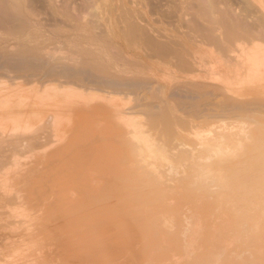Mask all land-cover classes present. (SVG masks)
Wrapping results in <instances>:
<instances>
[{
    "label": "bare ground",
    "instance_id": "obj_1",
    "mask_svg": "<svg viewBox=\"0 0 264 264\" xmlns=\"http://www.w3.org/2000/svg\"><path fill=\"white\" fill-rule=\"evenodd\" d=\"M213 1L200 2L201 9L197 7L199 1L196 3L198 9L194 11L195 17L201 18L206 25L198 24L199 28L196 27L193 16L190 20H181V25H185L186 30L165 31L164 42L151 40L145 36L147 32H143L145 31L144 27L140 25V28L133 20V17L137 18L135 11L134 14L128 10H126L127 12L124 10V13L120 11L118 21L115 22L118 23L108 26L106 34L101 32V34L95 35L92 32L94 36L88 33L87 37L82 36L86 37V39L83 38L85 42L93 47L81 49L77 53L80 55H76L80 57L77 60L70 57L71 55L53 58L54 53L51 54L53 57L48 54V58H45L44 53L42 55L40 52L44 50V47L35 43L36 40L33 41L34 43L32 42V37L36 35L29 36L28 34L30 20H34L30 19L32 14H28V16L24 12L25 9L23 10L26 3L23 5L19 0H0V208H5L2 213L1 209L0 218L11 219V223L12 219L18 220L15 214L18 216L21 211L18 214L15 209L11 208L14 205L18 207L25 198L59 197L60 203L56 205L69 207L67 206L69 205L67 195L80 191L81 197L86 200L78 207L80 212H86L89 218H94V213L89 210L101 206L103 208H98V211L114 209L111 221L122 219L125 214L118 210L121 207L117 204L118 200L124 201L123 197H128V192L136 190L144 192L146 195L147 193L155 195V202L157 199L162 200V198H158L159 195L157 196L162 191L160 189L162 182L159 183L158 174L160 171H156V168L164 167L162 170L164 173L170 169L181 168L186 175V178L182 177L184 182L189 180L188 183L193 187L189 188L187 183V187H184L190 191L186 192L187 189L184 193L182 191V196L178 195L181 197L175 199L174 202H183L182 205L190 207L192 204L188 203L193 202V199L211 196L213 198L208 200L209 203L205 202V204L200 200L204 204V208L205 205L210 209L217 207L219 210L213 209V212L209 210L212 213L216 211L214 214L216 216L217 213V218H221L220 222L224 221L230 226L228 229L231 233L228 229L224 231L226 227L223 228L224 230L221 228L220 230L218 229L221 224L219 222L220 224L214 229L217 228L220 232L217 229L216 231L209 229L215 235L212 236L213 233H211L209 238H217L219 233H223L226 236L224 237L222 234L221 238L219 236L220 239L231 236V240L234 241L233 237L246 236L245 238H247L248 235L254 236L260 232L264 234V89H261L264 88V44H262L263 46L258 45L264 42V22L261 20L264 18V5L260 3L261 1L255 0L259 2V6L257 3L255 6L259 8L257 11H259L260 18H263L260 21L258 17L254 23L253 19L252 22L250 20V14L254 18L255 14L257 16V11L254 15L248 12L249 10L244 15L231 12L230 8V11L225 10L226 8L224 11H217ZM253 3L255 4V2ZM247 7L250 9V6ZM133 8H135L134 5ZM28 13H32V11ZM37 19L40 20V18ZM199 21L201 20L199 19ZM37 22L36 20V24ZM45 23L42 22L43 25ZM93 24L95 26V23ZM39 26H35V29L40 28ZM97 26L99 27V25ZM262 26L263 28H261ZM147 27L149 29V26ZM48 29L52 31L51 28L48 27ZM56 31L55 29L54 33ZM87 32L91 33L90 30ZM151 34L152 32L148 35ZM58 35L60 36V32ZM113 35L120 41V44L122 42L123 49L135 59L126 62V64L123 62V67H117V70L116 68L113 70L111 67V60L114 62L115 60L111 55H108L109 50L107 52L109 36ZM10 36L12 39H9ZM38 36L35 39H39L40 36L39 38ZM161 38L163 39V37ZM28 39L30 40L28 41ZM72 40L74 41V39ZM113 40L116 39H111V42ZM46 42L48 41L46 40ZM114 43L116 42L114 41ZM10 45L13 46V50L7 49ZM112 53L115 58V51ZM111 69L114 72H111ZM145 71H151L155 76H164L162 79L164 92H159L161 98L152 95L155 93L149 92L152 99L155 98L156 104L153 101L149 102L152 100L149 99V93L147 94L148 98L145 97L147 95L144 96L145 100L149 99V101L146 103L142 100L144 97L141 92L146 88V82L139 80L146 74ZM148 86L147 90L149 91L148 88L151 87ZM253 86L261 89L260 92L255 91L254 94L256 95L257 92L262 97L247 98L251 91L247 93L244 87L254 88ZM154 87L157 88V85ZM241 87L244 90L239 91L238 89ZM152 89L150 90L152 91ZM252 93L250 95H253ZM160 102L162 104H159ZM136 115H142L143 119L140 117L142 120L136 119L137 121H135ZM98 122L104 123V125ZM93 126L99 127V130L95 129L98 132L95 133V136L93 135ZM89 174H95V176ZM36 190H40L39 194ZM22 192L25 194H21ZM79 198L76 197V201ZM153 199L152 197L151 200L154 202ZM124 202L126 203V201ZM159 204L161 205L163 202H159ZM200 206L198 207L200 208ZM204 208H201L202 211ZM69 209L71 208L69 207ZM145 209L146 207L144 211H146ZM201 209L195 214L199 216ZM209 210L208 212H210ZM186 212L190 211L185 209L184 212L181 211V214H184L185 219H191V215L194 213L186 214ZM80 214L83 215V213ZM205 215L207 216V214ZM206 216L201 215L204 218ZM18 218L21 220L22 216ZM186 221L189 220L186 219ZM213 221L215 222V220ZM10 222H6L7 226L0 229L12 228L10 226L14 222L12 225ZM197 222L199 223V220ZM19 223L22 224L24 221H19ZM221 225L219 227H223V224ZM17 227H20L19 224ZM174 229L176 230V227ZM188 229H186L187 232ZM255 229L257 234H254L256 233ZM18 230L15 232L17 233ZM196 232L194 231V233ZM205 232L207 233L208 230ZM216 232L218 234H215ZM209 234L207 235L209 236ZM9 235L0 234L1 245L7 242ZM16 236L17 239L20 237ZM184 237L186 239L188 235L185 236L184 233ZM256 238H259L258 235ZM262 238H259L257 242H261ZM182 239L184 238L182 237ZM210 240L212 241V239ZM214 241L212 244L215 242L220 244L222 240ZM226 242L228 243V240ZM230 242L228 246L231 245ZM250 242L253 245V241ZM24 245L26 244L24 243ZM221 245L223 243L219 246ZM259 246L261 247L260 244L257 247ZM252 247H255V243ZM9 249L12 248L9 247ZM20 249L22 251L23 248ZM165 249L167 248L165 247ZM245 250L247 249L240 252ZM165 251L163 250V252ZM228 251L226 252L228 253ZM12 252L14 253L15 249ZM98 252L103 253L102 251ZM0 253L2 255V252ZM101 253L100 255H102ZM230 254L229 257L236 255L230 256ZM247 254L249 255L250 252ZM11 255L13 256V254ZM17 256L19 264L20 254ZM224 256L222 254L223 258ZM255 256L258 259L257 254ZM8 257L5 259L7 260ZM193 257L191 256V258ZM253 257L251 260L254 261L255 257ZM225 258L223 259L224 263ZM241 258L242 261L243 257ZM244 258V261H247V263L244 262L245 264H254V262L248 261L249 257ZM260 258H264V254ZM5 259L2 261L4 262ZM231 260L232 258L230 262ZM2 261L0 260V262ZM201 261L203 262V260ZM260 261H264V259ZM232 263L238 264L234 261Z\"/></svg>",
    "mask_w": 264,
    "mask_h": 264
},
{
    "label": "rangeland",
    "instance_id": "obj_2",
    "mask_svg": "<svg viewBox=\"0 0 264 264\" xmlns=\"http://www.w3.org/2000/svg\"><path fill=\"white\" fill-rule=\"evenodd\" d=\"M19 1H21L22 4L26 3V5L23 4L24 5L23 10L25 9L24 12L26 13V15H28V14L33 15L34 14L33 17H32V15L30 16V19H33L34 21L30 20V27L28 29V34H29V36L36 35L35 37H37V35H39L40 38H39V36H38L39 39H37V38L35 39V37H32L33 39L31 37H29V38L32 39V42L33 41L35 42V40H36L35 43L44 47V50H42L40 52H41V54L44 53V55L43 54L42 55L44 57L46 56L45 58H48V54H50V56H52V57L54 55L53 58L59 57V56L63 57V56H70L71 55L70 57H74L75 59L79 60L80 57L76 56V55H80L77 53H79V51H81V49H87V48L93 47L92 45H89L84 40V39H86L88 34H91L92 36H94L93 33L95 35H99V33L101 34V32L106 34V28L108 26H111L113 24L116 25L118 23V22L117 23H115V22H116V20L118 21V15H119L120 11L124 13V10H125V12H127L126 10H128V12H132L133 14L136 12L138 19L133 17V20H134V22L136 21L135 23L138 24V26L140 28H141V26L144 27L145 31H143V32H145V33L147 32L146 34L144 33L145 36L149 37V39H151V40L155 39V40H158L160 42H164V32L167 30H176V29L185 31L186 30L185 25L184 26L181 25L182 24L181 20L187 21V20L192 19V16L195 17L194 11H197L196 9H198V8H196V3L199 1L198 2L199 4L197 3V5H198L197 7H199L201 9V7H200L201 3L200 2H203L206 0H33V1L32 0H30V1L29 0H19ZM245 1H242V0H215L213 2H215V5L217 7V11L218 10L224 11L225 8H226L225 10H229V8H230L231 12H235V13L238 12L239 14L242 13L241 15H244L245 13L247 14L248 12L253 13V15H254L255 12L257 10H259V8H258L259 2H257L258 0L257 1L247 0L246 3H245ZM259 1H261L260 3H263V5H264V0H259ZM32 2H33V4H32ZM249 2H250V4L254 5V8H253V5L251 6L249 4ZM253 2H255V4ZM27 3L28 4L30 3L31 7H28L30 5H28ZM256 3L258 6H255ZM133 5L135 8H133ZM229 5H230V7H228ZM246 5L250 6V9H248L249 7H247ZM34 6H35V8H34ZM241 6H242V9H241ZM130 7L133 9H131ZM227 7H228V9H227ZM255 7H256V10H255ZM27 8H28V10H27ZM263 8H264V6H263ZM121 9H123V10H121ZM232 9H234V10L232 11ZM251 9H252V11H251ZM35 10H36V12H38V13L40 12V13L39 14L36 13ZM245 10H246V12H245ZM29 11L30 12L32 11V13H28ZM241 11H243V12H241ZM257 12H258L257 16L255 14L254 18H252V15L250 14L251 22L254 20V23H255V21L258 17H259V20L261 18H263V17L260 18L259 11H257ZM35 14L37 15L36 16L37 18H40V20L35 17ZM41 14H42V17H41ZM44 15H46L45 16L46 18L44 17ZM212 15L214 16V14H212ZM48 16H50L49 19H47ZM116 16H117V18H116ZM255 16H256V18H255ZM203 18H205V16H203ZM50 19H52L51 23H50ZM195 19L197 22L195 21ZM195 19H194V22H195L196 27L199 28L200 24L206 25V23L203 22L201 18H198V16L195 17ZM199 19L201 21H199ZM263 19H261V20L264 22ZM36 20L38 21L37 24H36ZM248 20H249V18H248ZM250 20H249V22H250ZM42 22L43 23L46 22V23L43 25ZM32 23H34V24H32ZM93 23H95V26ZM97 23H99V24H97ZM47 24H49L50 26ZM32 25L34 26V29H33ZM97 25H99V27ZM35 26L36 27L39 26L40 28H37V30H36ZM47 26L49 28H51V30L53 32L50 31L49 29L47 30V28H48ZM147 26H149V29ZM94 27H96V28H94ZM44 28H45V30H43ZM92 28H94V29H92ZM150 28H152L153 30L151 31ZM261 28H263V26ZM55 29L58 32L56 31V33H54ZM29 30L32 32H30ZM89 30L91 33L87 32ZM48 31H50V32H48ZM61 31H63V32L66 31L67 33L65 32L64 34H62L63 32L61 33ZM59 32H60V36L58 35ZM151 32H152V34L148 35ZM35 33H37V34H35ZM61 34H62V36H61ZM68 34H69V36L71 34V36H70L71 40L68 38L69 37ZM81 34H83V35H81ZM153 34H154V37H153ZM50 35H51V37H50ZM84 35L86 37H82ZM155 35H156V37H155ZM113 36L112 37L109 36L108 46H110V47L107 46V52L109 50L108 55H111L112 59L115 60V62L113 60H111V62H112L111 67H113V70H115V68L117 70L118 68L123 67V65H124L123 62L126 64V62L128 63V61H132L135 59H133V57L129 53H127L125 49H123L122 42L120 44V41L117 38H115V35H113ZM160 36L163 37V39ZM45 37H46V40L48 42H46ZM49 38L50 39L52 38L51 39L52 41L48 40ZM81 38H82V40H81ZM9 39H12V36H10ZM30 39H28V41ZM40 39H43V40H40ZM72 39H74V41ZM111 39H116V40H113L111 42ZM64 41H66V42H64ZM114 41L116 43H114ZM11 42H12V40H11ZM45 43H46V45H45ZM65 44H67V45H65ZM116 44H119L120 46L116 45ZM256 44H258V42H256ZM260 44L262 45V44H264V42H261L258 45H260ZM48 48H52V49L50 50ZM120 48H121V50H119ZM7 49L13 50V46L10 45V46H8ZM75 49L78 51H76ZM113 50L115 51V53L116 52L118 53V54L114 53V56L115 55L117 56V57L115 56L116 59L112 56L113 55L112 52H114ZM51 54H53V55H51ZM64 54H66V55H64ZM119 55H121L120 58H123V59L119 58L120 61L118 59ZM128 55H129V58H131V59L127 58ZM111 57L109 56L110 59H111ZM117 59H118V61H117ZM113 70L111 69L110 71L114 72ZM150 72L151 71H149V72L145 71L146 74H144L142 76L143 78H140V80L138 79L139 81H143L144 83L146 82L145 83L146 88L141 92L142 93L141 95L144 97L145 95H147L150 92L151 94L155 93L152 95H154V96L157 95V97L161 98L159 92L160 91L164 92V83H163L164 81L162 80V79H164V76L163 77H161V75L155 76L154 74H152L153 72H151V73ZM149 73L151 75H153V77H151V75ZM145 78L147 79L148 82L146 81ZM148 79L150 80V82ZM154 84L157 85V88L154 87L155 86ZM147 85H149L148 87H151V88H148L149 91L147 90ZM150 85H152L154 91L157 90V92H154L152 89V86H150ZM161 87H162V89H161ZM150 89H152V91ZM244 89H245V91H247V93H250V91L252 93V91H253V93H252L253 95H250L251 94L250 93L249 94L250 96L248 95L247 98L253 99V98L257 97L255 99H258V97H262V95L260 96L259 94H257V92L255 95L254 94L255 91L260 92V90L264 89V88L260 89L259 87L255 86L254 88L244 87ZM244 89L241 87L238 90L241 91ZM146 90H147V92H146ZM143 93H144V95H143ZM150 93L148 94L149 99H152V95ZM139 94H140V91H139ZM158 94H159V96H158ZM148 95L145 97L148 98ZM145 97L142 100L147 103L149 101V99L145 100ZM244 98H246V97H244ZM152 101H153V103L156 104L155 98H154V100L152 99L149 102H152ZM159 104H162V103L160 102ZM257 115H259V114H257ZM140 117L143 119L142 115L141 116L136 115L135 121H137L136 119L142 120ZM98 123H100V122H98ZM100 124L104 125V123H100ZM102 128H104V127H102ZM95 129L99 130V127L93 128V130H94L93 135L94 136H95V133L96 134L98 133L97 130H95ZM189 137H192V136H189ZM163 169H164V167L156 168V171H160V174H158L159 175V177H158L159 183H160V181L162 182V185L160 186V189L162 191H160L159 194H157V196L159 195L158 198H162V200H164V201H162L161 199L160 200L157 199L158 203L155 202L156 196L154 195L155 196L154 197L153 194L147 193V195H146L144 192L139 191L141 193L140 194L137 190L132 191L133 194H132V192H128L127 196L129 197L131 195L132 196V197L130 196L131 199H130V197H129V199H126L128 197H126V198L123 197L124 198L123 200L126 201V203L122 200H118V203H117L118 206H121V207H119L118 210L122 211V213H124L125 216L122 219H116L114 221H111L112 220L111 216H113V211H114L113 208H111L109 210H102L101 209L100 211H98L99 210L98 208H103L101 206L100 207L98 206V208L94 207L95 210H94V208H93V210L90 209L89 211H92V213H94V218H91V217L89 218L88 214H86V212H80L78 207L86 201L84 198L81 197L82 193L80 194L79 193L80 191H76V192L71 193L72 196L70 194H69L70 196L67 195V197L70 200L69 201L67 199V202H69L68 203L69 205H67V206H69L71 209H69V207H66L64 205H61L58 207L56 204L60 203L59 197L51 198V196H49V198L48 197H39V198H32V199L31 198L30 199H27V198L23 199V202H21V204H19L18 207L16 205H14V207H12L11 209H15L18 212V214L21 211L20 212L21 215L19 214L20 216L19 215L17 216L15 214V217L19 220L20 218H18V217L22 216L23 220L21 219L19 221H21V222L24 221V223L21 224V223H19L18 220L12 219V223L13 222L15 223V224L13 223V225H12V223L10 222L11 219L6 220V219H4V217H1L3 219L2 220L0 218V223H1L0 228L3 226H7L6 222H8V223L10 222L12 225V226H10V227H12L10 229H9V227L8 228L5 227L4 229H0V234L3 233L6 235H9V233H11V235H9L8 239L6 240L7 242H5V244H2V245L0 244L1 245L0 246V252H2V255L0 253V256H1L0 260L2 261L7 256H9V257L11 256V258L8 257V259H10L9 261H7L8 259L7 260L5 259L4 262L2 261V262H0V264H6V263L7 264H18L17 263L18 258L16 259V257H18L17 255H19V254L21 257V258L19 257V260H18V262H20L19 264H27V263L28 264H195V263L196 264H198V263L199 264H203V263L204 264H217L219 262H220L219 264H226V263L231 264V262H233V261L237 262L238 264H245V263H247V261H244L245 260L244 257H249L247 259H249L248 261L250 263L254 262V264H255V262H256V264L257 263L260 264V262H261V264H264V261H260V260L264 259V258H260L264 254V252H263L264 251L263 250L264 249V246H263L264 245V240H263L264 238H262V237H264L263 236L264 234L261 232L258 233L256 231L257 227L255 229L256 233H254V234L258 233L257 234L258 237L262 238L260 240L262 243L257 242V240L259 241V238H256L257 235L253 236V235H248V234H245V235H248L247 238H245L246 236L245 237L242 236L241 238L240 237L239 238L233 237L232 239H235L234 241L231 240V236H229L230 238L227 236L226 238H224L225 240L220 239L223 233L222 234L219 233L220 238L217 235H216L217 238H215V237H214V239H213V237L209 238L212 235L211 233H213V232H211L212 230H209V229H213L216 231L217 228L214 229V227L218 226L220 223L223 224V227H219V226H222L220 224L218 226V229H220V228L223 229L224 227H226V228H224L225 230L223 229L224 231H226V229L230 228V226L227 225L228 223H224V221L220 222L222 220H221V218H219V219L217 218L218 217L217 213L215 216L214 213L216 211L214 213H212L213 209L214 210L218 209L217 207H216V209L215 208L210 209V208H207V206L205 205V208H204V206H203L204 204L202 202H204V203L208 202L209 203V201L213 197L208 196V198L205 197V198H200V199L199 198L193 199L194 203L192 201H191L192 203L191 202L188 203L189 205L192 204V206L190 205V207L188 205H182L183 202L182 203H179V202L175 203L174 200L177 198H180L182 196V193H184V191L187 189L186 187H187V183L189 182V180H185L186 182H184L183 178H186V175L181 170V168L170 169V170L166 171L165 173H164V171H162ZM161 172H162V174H164L163 177H162ZM89 175L95 176V174H89ZM104 176H101V177H104ZM109 176H111V175L109 174ZM188 185L190 186V187L188 186L189 188L193 187V185L190 183H188ZM162 186H163V188H162ZM184 186H186V187H184ZM166 187H170V188H166ZM182 187H183V190H181ZM166 189H167V191H166ZM36 191H37V194H39L40 190H36ZM188 191H190V190L187 189L186 192H188ZM155 192H156V190H155ZM178 192H180V193H178ZM12 193H14V191ZM129 193H131V194H129ZM143 193H144V195H143ZM21 194L24 195L25 193L22 192ZM135 194H136V197H134ZM166 194H167V196H166ZM180 194H181V196H178ZM123 195H125V194H123ZM160 195H161V197H160ZM146 196H148V198H146ZM149 196H152L154 198L153 199L154 202L151 200L152 197L150 198ZM76 197H80V198L76 201V199H75ZM140 197H141V199H140ZM46 198H48V199H46ZM195 201H196V203H195ZM70 202H72V203H70ZM143 202L147 203V204H144ZM148 202H150L151 204H149ZM159 202L160 203L163 202V204L160 205ZM127 203H130L131 205L127 204ZM174 203H175V205H174ZM22 204H23V206H22ZM71 205H73V206H71ZM143 205H145V206H143ZM157 205H158V207H157ZM197 205L198 206L201 205L200 208ZM183 206H185V207L183 208ZM72 207H73V209H72ZM145 207H146V209H145L146 211H144ZM202 207L204 208L203 211L201 209ZM1 209H2V211H1ZM3 209L5 211V208H0L1 213L3 212ZM6 209H8V208H6ZM142 209H143V211H142ZM154 209H156V210H154ZM185 209L187 211L194 213V215H193L190 212H186V214L190 213L193 215V216L191 215V219L186 218L189 221H186L185 216H183L184 215L183 213L181 214V211L184 212ZM199 209H201L200 210L201 213H199V216H198V214H195V212L197 213ZM206 209H208V210L210 209L212 212L210 210H209L210 212H208V210H206ZM69 210H71V211H69ZM123 210H127V211L123 212ZM192 210H195V211H192ZM94 211H96V212H94ZM157 211H159V212H157ZM125 212H127V213H125ZM80 213H83V215H81ZM109 213H111V215H109ZM160 213H162V214H160ZM202 214L204 216H206L205 214H207V216L205 218L201 217ZM213 214L216 218L213 216ZM162 216L163 217L166 216V217L163 218ZM210 216H213V217H210ZM138 217H140V218H138ZM129 218H131V219H129ZM208 218L209 219L211 218L210 219L211 222L209 221ZM203 219H206V220H203ZM155 220H156V222H155ZM190 220H191V222H190ZM198 220H199V223L197 222ZM213 220H215V222ZM1 221L3 222V225H2ZM16 222H17V224H16ZM194 222H195V224H193ZM196 222H197V224H196ZM216 222L218 223L217 225H216ZM18 224L20 227H17ZM14 225H16V227H14ZM175 225L180 227V228L178 227V230H180V231L177 230V226H175ZM192 226H193V229H192ZM145 227H146V230H145ZM175 227H176L177 232L174 229ZM188 227H189V229H188ZM16 228L19 229L18 232H20V233L15 232V231H17ZM181 228H183L185 230H183V229L181 230ZM5 229H6V231H5ZM186 229H188L189 233L186 231ZM3 230H4V232H3ZM174 230H175V232H174ZM207 230H208V232L206 233L205 231H207ZM194 231L195 232L197 231V232L194 233ZM165 232L166 233L168 232L170 235L167 233V236H166ZM252 232H254V231H252ZM174 233H176V234H174ZM184 233H185V236L188 235V237H186V239L184 237ZM230 233H231V231H230ZM207 234H209V236ZM215 234H218V233L216 232ZM16 235H18V237L19 236L21 237L23 235L22 237H24V238L21 239L22 237L21 238L19 237L17 239ZM259 235H261V236H259ZM10 236H12L13 239L10 238ZM212 236H215L214 233ZM223 236L225 237L226 235L223 234ZM249 236H250V238H249ZM182 237L184 239L181 240ZM110 239H111L112 243H111ZM209 239H212V241L211 240L209 241ZM246 239L248 240V242ZM11 240H13V241H11ZM176 240H178V241H176ZM214 240L215 241H221L222 240L220 242V244L223 243V245L219 246L220 244L219 243L216 244V242ZM227 240H228V243L226 242ZM249 240L253 241L252 242L253 245L255 243V247H252L253 245L250 244L251 242ZM8 241H10V243H8ZM213 241L215 243L212 244ZM230 241H233V242L231 243ZM229 242L231 245L228 246ZM24 243L26 245H24ZM20 244H22V245H20ZM232 244H233V246H232ZM244 244L246 246H248V245H251V246L244 247L245 246ZM259 244L261 245L262 248L260 246L257 247ZM177 246H179V247H177ZM9 247L12 249H9ZM165 247L168 250L165 249ZM234 247L237 249H235ZM256 247L258 248L257 250H256ZM20 248H23L22 251ZM14 249H15V252L13 253L12 251H14ZM170 249H171V251H170ZM224 249H226V251L231 250V251H228L229 254L234 252V253L230 254V256H232L233 254H236V255L238 254V255L237 256L235 255V257H234V255L232 257H229L228 256L229 254L226 251H223ZM244 249H247V250L242 252V253H244L242 255V253L240 251H242ZM163 250L164 251L166 250L167 253H166V251L163 252ZM251 250L254 252L253 254H252ZM98 251H102L103 253L100 252L102 255H100V253ZM259 251H260V253H259ZM203 252H204V254H203ZM245 252H247V253L250 252L249 255L250 256L253 255L255 257L254 261L251 260L253 256H251V258H250V256ZM98 253L100 256L98 255ZM212 253H215V254L213 255ZM225 253L228 255H226ZM11 254H13V256ZM222 254H223V256L225 255L224 258L227 257V258H225V263L223 261L224 258L222 257ZM254 254L255 255L257 254L259 260L256 258V256ZM260 254H262V255L260 256ZM130 256L133 257L134 259H132ZM191 256H194V257L191 258ZM199 256H200V258H199ZM205 257H206V259H205ZM233 257H234V259H233ZM236 257H240V258L243 257V260L241 261L242 258L240 259V258H236ZM231 258L233 261L231 260V262H230ZM13 259H16L15 260L16 262ZM20 259L22 262L20 261ZM219 259H220V261H219ZM201 260H203V262ZM5 261H7V262H5ZM234 264H236V263H234Z\"/></svg>",
    "mask_w": 264,
    "mask_h": 264
}]
</instances>
